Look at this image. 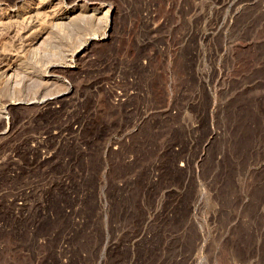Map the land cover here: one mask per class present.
Segmentation results:
<instances>
[{"label":"rangeland","instance_id":"obj_1","mask_svg":"<svg viewBox=\"0 0 264 264\" xmlns=\"http://www.w3.org/2000/svg\"><path fill=\"white\" fill-rule=\"evenodd\" d=\"M76 1L0 0V264H264V0Z\"/></svg>","mask_w":264,"mask_h":264},{"label":"bare ground","instance_id":"obj_2","mask_svg":"<svg viewBox=\"0 0 264 264\" xmlns=\"http://www.w3.org/2000/svg\"><path fill=\"white\" fill-rule=\"evenodd\" d=\"M41 1V0H40ZM77 1H83V0H77ZM77 1L74 3V5H78V3H77ZM38 3H39V1H38ZM93 5V4H92ZM42 6H43V0H42ZM48 6V5H47ZM46 6V7H47ZM51 6V5H50ZM39 8V7H38ZM39 9H41V8H39ZM43 9V8H42ZM36 10V9H35ZM45 10V9H44ZM99 10V9H98ZM46 11V10H45ZM51 11V10H50ZM76 11V10H75ZM94 11H97L96 9H94ZM36 12H37V10H36ZM41 12V11H40ZM95 13V12H94ZM30 14V13H29ZM45 14V13H44ZM88 14V13H87ZM93 14V13H92ZM37 15V14H36ZM95 15V14H94ZM73 18V17H72ZM98 19V18H97ZM80 21V20H79ZM32 28V27H31ZM92 34V33H91ZM24 35V34H23ZM106 35H104V36H102V37H98V38H96V37H89V41L91 42V41H94V40H102V39H104V37H105ZM106 38V37H105ZM105 40V39H104ZM113 41V40H112ZM97 42V41H96ZM89 43H84L83 45L85 46V45H87V47L89 46L88 45ZM91 44V43H90ZM103 45V44H102ZM94 46V45H93ZM34 47V46H33ZM89 48V47H88ZM89 49H92V48H89ZM88 49V50H89ZM86 50V49H85ZM79 52V51H78ZM81 52V51H80ZM83 55V54H82ZM183 65V64H182ZM56 67V66H55ZM3 68V67H2ZM65 92V91H64ZM51 93V92H50ZM58 95V94H57ZM68 95H69V93H68ZM47 97V96H46ZM55 97V96H54ZM58 98H60V99H58ZM32 99V98H31ZM40 99V98H39ZM42 99L44 100V101H42ZM42 99H41V101H42V104H44V106H49V105H51L52 104V102H53V98L50 96V98H46V100L44 99V97H42ZM65 100L66 99V97L64 96V97H55L54 98V103L53 104H55L56 105V103L55 102H57V100L58 101H62V100ZM16 100V99H15ZM262 100V99H261ZM31 101V100H30ZM35 101V100H34ZM37 101V100H36ZM35 101V102H36ZM66 101V100H65ZM39 102H40V100H39ZM32 103H34V102H32ZM32 103H30V104H32ZM57 103H59V102H57ZM62 103V102H61ZM71 103V102H70ZM16 104V103H15ZM19 104V103H18ZM36 104V103H35ZM39 104V103H38ZM65 104V103H64ZM201 104V103H200ZM10 105H14V104H10ZM20 105V104H19ZM40 105V104H39ZM70 105V104H69ZM204 105V104H203ZM60 106V105H59ZM200 106V105H199ZM10 107V106H9ZM12 107V106H11ZM10 107V108H11ZM55 107H57V106H55ZM51 108V107H50ZM9 109V108H8ZM12 109V108H11ZM42 110V109H41ZM40 110V111H41ZM54 110H56V109H54ZM62 110V109H61ZM45 111V110H44ZM60 111V110H59ZM57 112V111H56ZM71 112V111H70ZM83 112V111H82ZM50 113H52V112H50ZM58 113V112H57ZM44 114V113H43ZM54 114H55V112H54ZM40 115V114H39ZM81 116V115H80ZM80 116H78L79 117V119H81L80 118ZM77 117V116H76ZM74 119V118H73ZM78 120V119H77ZM82 120V119H81ZM80 120V121H81ZM72 122H74V121H72ZM79 122V121H78ZM85 122V121H84ZM71 124V123H70ZM73 124V123H72ZM77 124V123H76ZM76 124H75V126H76ZM67 126V125H66ZM66 126H64V127H66ZM77 126H78V124H77ZM64 127H62V129L64 128ZM81 127H82V125H81ZM65 129V128H64ZM73 129V128H72ZM66 130V129H65ZM77 130V129H76ZM61 131V130H60ZM67 131V130H66ZM68 131H69V129H68ZM62 132H63V130H62ZM74 132V131H73ZM57 133V132H56ZM61 133V132H60ZM64 133V132H63ZM81 134V133H80ZM76 135H79V134H76ZM48 136H50V135H48ZM52 136V135H51ZM54 136V135H53ZM52 136V137H53ZM56 136V135H55ZM54 136V137H55ZM57 136H59V135H57ZM80 136V135H79ZM78 136V137H79ZM83 136V135H82ZM71 137V136H70ZM72 137H74V136H72ZM44 138H42L41 140H43ZM39 140V139H38ZM45 140H47L46 138H45ZM44 140V141H45ZM35 141H36V139H35ZM50 141V140H49ZM48 141V142H49ZM60 141V140H59ZM77 141V140H76ZM38 142V141H37ZM47 142V143H48ZM41 143H42V141H41ZM45 143V142H44ZM78 144V143H77ZM41 145V144H40ZM37 147V146H36ZM40 147V146H39ZM43 149V148H42ZM38 150V149H37ZM46 152H47V150H46ZM45 152V153H46ZM46 158V157H45ZM52 158V157H51ZM51 158L49 159V160H51ZM45 160V159H44ZM48 160V161H49ZM39 161H41V160H39ZM47 161V162H48ZM68 161V160H67ZM43 163V162H42ZM34 164V163H33ZM38 164V163H37ZM44 164V163H43ZM46 164V163H45ZM50 164V163H49ZM40 164H38V166H39ZM17 167V166H16ZM20 167V166H19ZM18 168V167H17ZM16 168V169H17ZM23 168V167H22ZM22 168H20V170L22 169ZM36 168V167H35ZM14 169V168H13ZM32 169V168H31ZM34 169V168H33ZM32 169V170H33ZM11 170V169H10ZM12 171V170H11ZM29 171V170H28ZM33 171H35V170H33ZM10 172V171H9ZM15 172V171H14ZM26 172H27V170H26ZM20 173V172H19ZM27 174H29L28 172H27ZM43 174V173H42ZM71 174V173H70ZM84 174V173H83ZM82 174V175H83ZM4 175V174H3ZM16 175V174H15ZM14 175V176H15ZM23 175V174H22ZM33 175H34V173H33ZM38 175V174H37ZM36 175V176H37ZM74 175V174H73ZM25 176V175H24ZM28 176V175H27ZM31 176H32V172H31ZM36 176H34V177H36ZM46 176V175H45ZM5 177V176H4ZM16 177H17V175H16ZM34 177H32V178H34ZM84 177V176H83ZM15 178V177H14ZM23 178H25V177H23ZM28 178V177H27ZM31 178V177H30ZM45 178V177H44ZM52 179V178H51ZM2 180V179H1ZM22 180V179H21ZM84 180V179H83ZM37 181H39V180H37ZM76 181V180H75ZM70 182V181H69ZM82 182V181H81ZM81 182H79V183H81ZM84 182V181H83ZM27 183V182H26ZM49 183H51V182H49ZM85 183V182H84ZM76 184H77V182H76ZM81 185V184H80ZM84 185H87V184H84ZM83 185V186H84ZM45 186V185H44ZM71 186V185H70ZM51 187V186H50ZM82 189H84V188H82ZM53 190V189H52ZM118 190H120V189H118ZM31 192V191H30ZM32 193V192H31ZM27 194V193H26ZM84 194V193H83ZM119 194V193H118ZM21 195V194H20ZM33 195V194H32ZM52 195V194H51ZM259 195V194H258ZM25 196V195H24ZM31 196V195H30ZM45 196V195H44ZM83 196H85V195H83ZM26 197V196H25ZM51 197V196H50ZM71 197V196H70ZM185 197V196H184ZM261 197V196H260ZM28 198H29V196H28ZM84 198V197H83ZM45 199V198H44ZM222 199V198H221ZM264 199V198H263ZM87 200V199H86ZM109 200V199H108ZM223 200V199H222ZM222 200H220V201H222ZM30 201H32V200H30ZM47 201V200H46ZM89 201V200H88ZM41 203V202H40ZM213 203V202H212ZM233 203V202H232ZM42 204V203H41ZM45 204V203H44ZM29 205V204H28ZM225 205V204H224ZM259 205V204H258ZM221 206V205H220ZM33 208V207H32ZM42 208V207H41ZM235 208V207H234ZM16 209V208H15ZM23 209V208H22ZM251 209V208H250ZM215 210V209H214ZM79 211V210H78ZM129 215V214H128ZM247 215V214H246ZM216 216V215H215ZM83 217V216H82ZM116 221V220H115ZM262 221V220H261ZM259 223V222H258ZM3 225V224H2ZM5 225V224H4ZM4 225H3V227H4ZM157 227V226H156ZM260 227V226H259ZM6 228V227H5ZM153 231V230H152ZM261 235V234H260ZM186 236V235H185ZM182 240V239H181ZM198 240V239H197ZM196 240V241H197ZM151 243V242H150ZM250 247V246H249ZM259 249H260V247H259ZM174 250V249H173ZM190 255H193V254H190ZM233 256V255H232ZM62 257V256H61ZM120 257V256H119ZM111 258V257H110ZM117 258V257H116ZM190 258H191V256H190ZM96 259V258H95ZM152 259V258H151ZM167 260V259H166ZM162 261V260H161ZM186 261V260H185ZM152 262V261H151ZM93 263V262H92ZM107 263V262H106ZM172 263V262H171ZM181 263V262H180ZM153 264H154V262H153Z\"/></svg>","mask_w":264,"mask_h":264}]
</instances>
